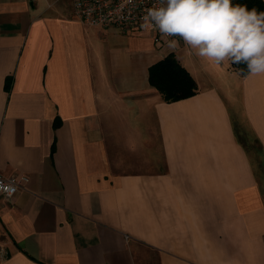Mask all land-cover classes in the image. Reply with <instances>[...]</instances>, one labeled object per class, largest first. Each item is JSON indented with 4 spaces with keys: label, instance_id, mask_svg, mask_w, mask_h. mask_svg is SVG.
<instances>
[{
    "label": "crops",
    "instance_id": "1",
    "mask_svg": "<svg viewBox=\"0 0 264 264\" xmlns=\"http://www.w3.org/2000/svg\"><path fill=\"white\" fill-rule=\"evenodd\" d=\"M88 25L73 0H0V264H264V74ZM172 40V39H171ZM195 94L148 79L169 53ZM117 160L140 166L117 171Z\"/></svg>",
    "mask_w": 264,
    "mask_h": 264
},
{
    "label": "clouds",
    "instance_id": "2",
    "mask_svg": "<svg viewBox=\"0 0 264 264\" xmlns=\"http://www.w3.org/2000/svg\"><path fill=\"white\" fill-rule=\"evenodd\" d=\"M140 25L162 37H179L193 54L217 66L245 64L251 76L264 74V11L232 0H160ZM175 50L178 41L167 40Z\"/></svg>",
    "mask_w": 264,
    "mask_h": 264
},
{
    "label": "built area",
    "instance_id": "3",
    "mask_svg": "<svg viewBox=\"0 0 264 264\" xmlns=\"http://www.w3.org/2000/svg\"><path fill=\"white\" fill-rule=\"evenodd\" d=\"M160 0H73V15L85 24L110 27L123 32L141 30L142 18L147 10L159 7ZM157 38L171 40L178 37H162L158 30H151ZM25 174L4 175L0 172V193L11 198L28 181Z\"/></svg>",
    "mask_w": 264,
    "mask_h": 264
},
{
    "label": "trees",
    "instance_id": "4",
    "mask_svg": "<svg viewBox=\"0 0 264 264\" xmlns=\"http://www.w3.org/2000/svg\"><path fill=\"white\" fill-rule=\"evenodd\" d=\"M233 4L247 5L248 9L264 11V0H232ZM231 66L242 75L247 73L245 64ZM148 79L165 101H174L191 96L197 91V84L190 72L179 62L174 53L150 65Z\"/></svg>",
    "mask_w": 264,
    "mask_h": 264
},
{
    "label": "rangeland",
    "instance_id": "5",
    "mask_svg": "<svg viewBox=\"0 0 264 264\" xmlns=\"http://www.w3.org/2000/svg\"><path fill=\"white\" fill-rule=\"evenodd\" d=\"M240 140L243 142L245 147L249 150L251 156L253 157V161L255 164L256 172L259 178V181L262 184L264 190V167L261 159L257 153V145L252 136L247 133L245 130L241 132V130H237ZM141 163H134L130 160H117V171L126 172V171H134L137 169H126L128 166H140ZM141 258L139 259V264H157L155 253L150 250L140 251Z\"/></svg>",
    "mask_w": 264,
    "mask_h": 264
}]
</instances>
